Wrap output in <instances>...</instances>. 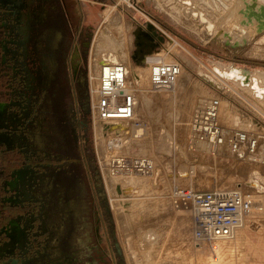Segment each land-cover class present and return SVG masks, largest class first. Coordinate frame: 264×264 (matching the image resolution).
Here are the masks:
<instances>
[{"label": "rangeland", "instance_id": "374dc122", "mask_svg": "<svg viewBox=\"0 0 264 264\" xmlns=\"http://www.w3.org/2000/svg\"><path fill=\"white\" fill-rule=\"evenodd\" d=\"M222 1L208 7L206 1L198 0L197 8L217 21L224 14ZM38 2L46 10L36 23L41 49L27 62L33 78L39 76L40 59L47 60L51 52L57 65L44 95L35 89L34 122L27 125L35 132L33 143L45 150L42 155L55 156L58 162L36 190L32 207L37 214L45 210L50 228L41 233V244L32 248L29 257L37 264H197L191 213L173 208L168 196L173 186L180 185L197 190L241 188L251 194L254 203L246 224L226 242L236 251L238 264H264V147L251 153L245 145L240 155L226 141L224 151L212 153L199 147L192 132L195 115L206 111L211 102H219L221 126L261 136L260 145H264V32L242 38L239 30L228 25L208 33L205 25L182 13L178 0H34V15ZM148 23L164 35L163 41L155 36L157 45L150 46L145 35L138 38V32L150 31ZM53 30L59 33L54 34L50 48L46 37ZM109 51L140 77L137 83L127 74L138 100L134 118L127 121L143 124L141 136H119L117 141L118 136L105 133L96 119L103 68L95 75L93 62L107 58L102 52ZM158 57L161 60H153ZM170 61L182 65L179 80L168 90L156 91L150 67ZM236 68L251 71L261 92L226 79V71ZM9 85V78L0 77V91ZM162 129L173 142V152L164 158L157 150ZM141 157L160 168L170 162L173 170L187 169L191 176L173 181L165 175L154 187V169L143 173L120 166L123 159L128 163ZM5 165L0 161V169ZM254 171L263 174V189L247 184L255 178ZM123 174L146 182L126 205L118 194L122 183H114Z\"/></svg>", "mask_w": 264, "mask_h": 264}, {"label": "flooded vegetation", "instance_id": "af4514ba", "mask_svg": "<svg viewBox=\"0 0 264 264\" xmlns=\"http://www.w3.org/2000/svg\"><path fill=\"white\" fill-rule=\"evenodd\" d=\"M34 6V0H0V77L9 78L10 83L0 91V161L6 164L0 169V264H37L29 254L41 244V233L50 228L45 210L37 214L32 205L36 190L58 161L50 154L42 155L45 150L33 143L35 132L27 124L34 122L35 89L44 95L57 64L51 52L47 60L40 59L39 76L33 78L27 60L41 49L36 23L46 12L38 2L34 15ZM52 32L47 31L46 37L50 48L59 30ZM18 82L23 85L19 87Z\"/></svg>", "mask_w": 264, "mask_h": 264}, {"label": "built area", "instance_id": "2783aa9c", "mask_svg": "<svg viewBox=\"0 0 264 264\" xmlns=\"http://www.w3.org/2000/svg\"><path fill=\"white\" fill-rule=\"evenodd\" d=\"M102 68L103 74L95 104L97 121L111 125L108 122L115 119L130 120L135 109L136 94L130 86L126 65L111 62L102 65ZM181 73L182 65L175 61L152 64V87H172L179 80ZM202 115L197 113L194 117V137L201 138L204 132L220 135L219 128H215L218 120H203ZM119 163L123 168L129 169L128 167L132 166L144 173H151L154 168L150 159L143 157L128 163L123 159ZM168 196L173 208L191 213L197 248L209 251L212 262L219 264L224 261V244L232 240L237 231L246 224L254 203L251 194L241 188L197 190L175 185Z\"/></svg>", "mask_w": 264, "mask_h": 264}, {"label": "bare ground", "instance_id": "6f19581e", "mask_svg": "<svg viewBox=\"0 0 264 264\" xmlns=\"http://www.w3.org/2000/svg\"><path fill=\"white\" fill-rule=\"evenodd\" d=\"M172 1H176V0H172ZM178 1L180 2L181 6H182V13L185 16H191V18H193L194 20H198L199 23H201L202 25H205V29L208 33L213 34L216 26L219 27L218 31L219 30L222 31V30H225L228 27V25H232V28H236L237 31L239 30L241 32L242 38L243 37H253L254 35H256L258 33L264 32V0H223L222 2H223L224 7H225V10L223 11L224 14L221 11L222 15L220 16V18L217 21L213 20L209 15H207V12L204 9L197 8V1L198 0H178ZM204 1H206V3L208 4L207 5L208 7H214L215 6L213 3V1H215V0H204ZM179 2H178V4H179ZM174 3H176V2H174ZM220 4L223 5L222 3H220ZM217 6H218V4L216 1V7ZM219 8H221V7H219ZM222 10H223V8H222ZM180 14H181V12H180ZM101 36H99V37H101ZM104 37H103V39H104ZM96 44H98L97 41H96ZM97 49H99V48H97ZM102 55L107 56V59H99L98 62L97 61L93 62V70H94L95 75L97 74V69L99 67L102 68V65L104 66V65H107L108 63H111V62L118 63L119 59L115 53L110 52V51L106 52V53L102 52ZM101 58H103V57H101ZM153 60L159 61L161 59L158 57V58H153ZM129 72L133 75V78L136 80L137 83L141 82L140 77L137 74V71L135 68H133L131 71L127 70V74ZM221 72H222V70H221ZM227 76L230 77V79L232 78V80L234 79L235 81L239 82L240 86L254 87L256 92H259V91L261 92V89L264 88V87L263 88L261 87V86H264V84H261V86H259L260 85L259 80L256 77H254L252 75V72L249 71L248 69H238V68L231 69L228 72L226 71V79H227ZM223 77H225V76H223ZM261 82H263V80ZM169 88H171V87L159 88V89H156V91L160 90V89L161 90H168ZM263 99H264V97H263ZM256 101H257V98H256ZM137 104H138V100L136 98L135 107ZM263 107H264V105H263ZM219 111H220L219 102H218V105H214V102H211L210 106L206 108V111H203V113H202L203 114L202 115L203 120H206V119L209 121L210 120H212V121L218 120L217 124H215L216 125L215 128H219L220 135H216V133L211 134L210 132H204L203 136L201 138L197 139L198 140L197 144L199 145V147L201 149L211 151L212 153L213 152H220V151H222L223 148H225V146H223L224 143L226 141H228V142L230 141L229 145H231L233 151H235L241 155V154H243V150H245V148H246V147L245 148L243 147L245 145L249 146L250 150L254 151L251 153H258L260 148L262 146L264 147L263 144L260 145V142L262 141L261 136L257 137L253 134H250V132L240 131V130H236V129H234V131H233V129L228 130V129H225L223 126H221L220 122H219V114H220ZM132 118H134V116ZM191 122H192V120H191ZM108 123L111 124L112 126L107 125L105 123H103V124L100 123V124L102 125V128H103L105 133L118 136L117 141L121 140V139L118 140L119 136L134 135V136L138 137V136H141L142 134H144L143 127H141V125H143L142 123L137 124V122H135L131 125L128 123L127 120H123V119H115V120L110 121ZM207 123H211V122H207ZM212 124H214V122ZM97 130H98V137H99L100 146L104 147L105 141L102 138L101 128L97 127ZM96 133H97V131H96ZM165 133L166 132L164 131V129H162L160 131V137H159L160 143H159L158 148H157L158 152L162 154L163 158H164V156L171 155V153L173 152V146H172L173 142L170 141L171 139L168 138V136ZM194 139H196V137ZM117 144H118V142H117ZM241 145H242V147H241ZM224 150L225 149H223V151ZM150 161L152 162V160H150ZM152 165H153V163H152ZM153 169H154V171H153L154 176H153V179L151 182H152V185L154 187L159 186L161 178H163V176H165V175L169 179L176 181V180L180 179V177L181 178H183V177L188 178L191 176V173H192L187 169H179L177 171L173 170L172 167L170 166V162L165 163V167H163V168H160L159 166H154ZM258 172L257 171L253 172V174H254L253 177H255V178L249 179V181H247V184L254 189H263L262 185L264 182L261 184V175H263V174L260 175ZM115 179H119V178L117 177ZM115 179H113V181ZM109 180H111V179L109 178ZM123 182H125V183H123ZM114 183L115 184L116 183H122V185H120L118 187V194L122 200L123 205L130 203L131 197L139 192V188H141L139 185L146 186V182L143 178L136 177L135 175H132V174L129 176L127 174H123L121 176L120 181L118 182L117 180H115ZM109 190H111V189H109ZM120 198H118V199L120 200ZM113 199H115V198H113ZM114 204L116 206V202ZM114 204L112 205L113 207H114ZM197 249H198V253L196 256L197 257L196 258L197 264H218V263L212 262V260L210 259V252L209 251L199 249V248H197ZM132 256H134V254ZM236 257H237L236 251L233 249L232 246L229 245V243L226 242L224 247H223L224 261L222 262V264H238V262L236 261ZM133 258H135V257H133ZM238 260H239V258H238Z\"/></svg>", "mask_w": 264, "mask_h": 264}, {"label": "water", "instance_id": "95a60500", "mask_svg": "<svg viewBox=\"0 0 264 264\" xmlns=\"http://www.w3.org/2000/svg\"><path fill=\"white\" fill-rule=\"evenodd\" d=\"M147 28L150 31L142 30V31L138 32V38L139 39H141V36L142 35H145L146 37H148L151 40L150 46H154V45L159 44L158 42L155 41V39H154L155 36H157L160 41H163L164 40V35L162 33H159V31H157L155 29V26L152 23H148L147 24ZM150 32H152V33H150ZM139 45L142 46L143 44L142 43H139ZM140 59L141 60L144 59V55L143 54L141 55V58Z\"/></svg>", "mask_w": 264, "mask_h": 264}]
</instances>
